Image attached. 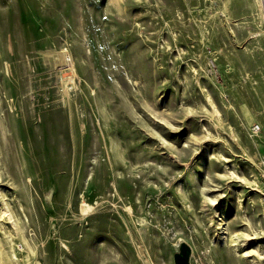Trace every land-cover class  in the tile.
Returning <instances> with one entry per match:
<instances>
[{
	"label": "rangeland",
	"instance_id": "1",
	"mask_svg": "<svg viewBox=\"0 0 264 264\" xmlns=\"http://www.w3.org/2000/svg\"><path fill=\"white\" fill-rule=\"evenodd\" d=\"M263 160L264 0H0V264H264Z\"/></svg>",
	"mask_w": 264,
	"mask_h": 264
},
{
	"label": "water",
	"instance_id": "2",
	"mask_svg": "<svg viewBox=\"0 0 264 264\" xmlns=\"http://www.w3.org/2000/svg\"><path fill=\"white\" fill-rule=\"evenodd\" d=\"M175 264H190V251L187 246L181 248L180 254L175 255Z\"/></svg>",
	"mask_w": 264,
	"mask_h": 264
},
{
	"label": "bare ground",
	"instance_id": "3",
	"mask_svg": "<svg viewBox=\"0 0 264 264\" xmlns=\"http://www.w3.org/2000/svg\"><path fill=\"white\" fill-rule=\"evenodd\" d=\"M262 5V4H261ZM65 52V51H64ZM68 55V54H67ZM56 57H57V55H56ZM69 58V57H68ZM65 68V67H64ZM213 204V203H212ZM235 246H238L236 243L234 244V245H232V247L234 248V250H235ZM243 246V245H242ZM227 247H231V246H229V245H227ZM226 247V248H227ZM231 247V248H232ZM233 248H232V250H233ZM236 252H237V250H235ZM231 252V251H230ZM230 252H228L229 254H230ZM231 255V254H230ZM259 258V257H258Z\"/></svg>",
	"mask_w": 264,
	"mask_h": 264
},
{
	"label": "built area",
	"instance_id": "4",
	"mask_svg": "<svg viewBox=\"0 0 264 264\" xmlns=\"http://www.w3.org/2000/svg\"><path fill=\"white\" fill-rule=\"evenodd\" d=\"M262 167H263V171H264V160L262 161Z\"/></svg>",
	"mask_w": 264,
	"mask_h": 264
}]
</instances>
